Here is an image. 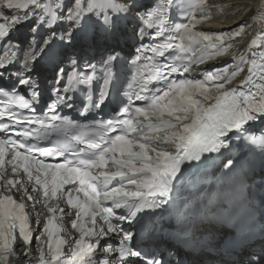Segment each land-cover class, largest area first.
<instances>
[{
    "label": "snow or ice",
    "instance_id": "1",
    "mask_svg": "<svg viewBox=\"0 0 264 264\" xmlns=\"http://www.w3.org/2000/svg\"><path fill=\"white\" fill-rule=\"evenodd\" d=\"M207 9L206 0H0V41L11 40L19 27L29 30L0 55V80L19 63L15 81L0 84V264H15L18 254L27 258L34 239L36 264H172L163 252L142 246V233L133 230L142 220L139 214L169 205L177 183L209 154H218L219 168L232 172L233 141L264 150V129L258 135L251 131L255 122H264V24L244 53L231 54L230 64L206 71L202 79L183 78L193 65L228 55L229 41L252 27L241 23L229 32L198 31L193 13L206 18ZM177 10L188 22L173 21ZM120 20L136 21L133 31L141 41L135 55L129 53L135 72L122 91L127 102L113 118L83 134L89 126L59 110L73 107L67 94L77 87L86 91L81 116L105 104L118 79L114 66L125 34ZM145 37L153 42L143 43ZM101 48L106 55L97 81L96 64L83 54ZM46 63L54 65L56 99L38 112L42 92L33 77ZM50 132L71 139L52 148L33 143ZM16 192L22 193L20 200ZM61 200L70 214L59 206ZM28 202L33 210L37 204L46 209L35 229ZM67 215L74 217L71 228L78 234L68 239L62 235ZM180 217L187 231L209 213L185 201ZM157 230L162 228L155 224L148 229L149 240ZM110 237H118V244L108 243ZM248 264H264V249L251 254Z\"/></svg>",
    "mask_w": 264,
    "mask_h": 264
},
{
    "label": "bare ground",
    "instance_id": "2",
    "mask_svg": "<svg viewBox=\"0 0 264 264\" xmlns=\"http://www.w3.org/2000/svg\"><path fill=\"white\" fill-rule=\"evenodd\" d=\"M258 0H218L217 8L212 10L211 20L207 25L215 30L228 29L240 20L250 16L253 8L258 5ZM17 37H15V40ZM229 54L219 58V61H232L231 54L244 53L247 47V38L231 43Z\"/></svg>",
    "mask_w": 264,
    "mask_h": 264
}]
</instances>
